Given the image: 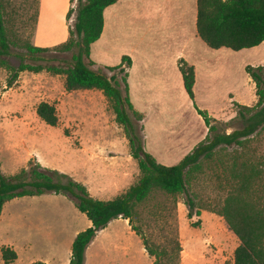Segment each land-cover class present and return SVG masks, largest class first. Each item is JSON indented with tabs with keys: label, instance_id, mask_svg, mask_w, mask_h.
<instances>
[{
	"label": "rangeland",
	"instance_id": "rangeland-1",
	"mask_svg": "<svg viewBox=\"0 0 264 264\" xmlns=\"http://www.w3.org/2000/svg\"><path fill=\"white\" fill-rule=\"evenodd\" d=\"M49 2L44 0V7ZM168 2H171L172 6ZM121 6L123 7L118 9L120 13H116L119 20L118 36L108 41L103 39L93 45L90 57L98 64L95 69L108 76H111V73L105 68L118 66L123 57L128 56L134 62L130 73L128 66L124 67L129 73L130 98L134 101L135 109L145 117L144 144L157 162L163 165L177 163V160L168 161L161 157L169 133H177L180 136L182 133L186 134L187 130L190 136L198 141L207 135V129L184 90L182 78L177 77L178 73L174 65L177 52L183 46V42L177 39V34L184 20L189 37V45L184 54L196 63L197 68L196 106L208 111L213 119L227 124V133L242 129L243 122L237 117L236 105L240 103L247 106L256 97L255 85L246 72L245 65L264 66V46L259 51L213 50L199 37L192 39L196 32V6L190 2L185 6V11L183 6V13L178 10L180 6L176 5L175 0H168L166 4L159 0L148 4L143 0H123ZM59 11L60 9L54 14L47 15L44 20L53 30L50 39L43 27L37 25L34 30L24 26L22 23L24 17L20 16L15 27L19 46L28 41L37 47L53 48L66 42L69 38V30L74 26L75 14L70 20L66 18L65 29L59 30L62 26L58 20ZM111 12L107 13L108 18L113 14ZM12 53V56L6 59L13 69H17L21 62L17 54L22 55L24 62L29 65L62 68L71 65V53L50 52L32 56L20 47L13 48ZM13 74L14 72L9 69L0 68L2 173L8 177L16 175L22 169L28 168L30 161L36 162L37 156L40 159L45 157L67 163L72 152L77 150L79 142H84L93 132L89 120L90 111L84 105L85 100L78 96L70 99L68 95L63 94V76L47 71L22 72L10 87L9 82ZM121 77L122 75H119V79ZM171 82L173 85L169 90ZM230 92L235 94L237 101V103L233 102L231 107L228 102L231 97ZM75 101L79 104L73 108L71 103ZM41 102L55 105L59 117L57 127L48 126L38 117L36 110ZM105 108L108 115L114 114L109 100L108 107ZM102 130L110 134L119 144L123 138L127 139L124 127L116 122V116L114 120L105 122ZM253 144L257 150L250 154L251 159L264 160V136H259ZM232 150L218 153L211 163L204 164L202 171L190 177L189 189L195 197V209H202L200 217L194 216L193 219H188L186 195H179L177 198V218L182 246L181 264H189L186 261L187 252H191L196 258V264H233L234 250L239 240L230 232L223 218L207 211L220 207L228 195L230 187L225 180L227 174L219 160L222 159L228 165ZM31 153L37 156L29 158ZM15 207V211L21 214L19 203L14 205ZM39 209L40 217H48L46 202L41 204ZM71 220L69 216L61 218V222H67L68 230L73 223ZM194 224L197 226L194 227ZM13 229V227L9 229L5 223L0 224V264H6L2 259L1 249L8 246L10 239L14 238L13 234L16 231ZM115 230L123 237V244L129 248L128 251L115 252L112 242L108 244L109 247L104 248L92 244L86 252L84 264H153V259L147 255L141 239L132 232L128 223H120ZM165 234H160L157 241L163 243ZM64 237L65 235L62 234V241ZM65 249L52 247L51 251L61 253L67 251ZM21 250L24 249H19ZM25 251L27 253L20 252L17 260L9 264L42 262L40 261L42 256L47 257L46 260L62 257L70 259L69 250L68 253L48 257L46 252L49 249L43 247V244ZM53 264H63V262L55 261Z\"/></svg>",
	"mask_w": 264,
	"mask_h": 264
},
{
	"label": "trees",
	"instance_id": "trees-1",
	"mask_svg": "<svg viewBox=\"0 0 264 264\" xmlns=\"http://www.w3.org/2000/svg\"><path fill=\"white\" fill-rule=\"evenodd\" d=\"M118 1L70 0L71 4L77 3V8H71L66 16L70 20L75 14L68 40L53 48H41L28 41L19 46L15 31L20 16L24 17V26L36 30L40 0H0V68L14 72L10 87L19 73L47 71L65 77L64 88L68 93L101 91L112 104L116 122L124 127L131 156L140 169L138 181L125 193L111 201H100L91 197L86 187L69 175L43 168L37 162L30 161L28 168L9 177L2 173L0 164V218L5 205L16 198L48 193L63 195L92 222V227L75 238L69 264H84L86 251L98 232L119 218L129 221L153 264H181L177 198L186 195L188 219L200 217L202 209H195V197L189 189L190 177L202 171L204 164L211 163L218 153L233 149L228 165L219 160L227 174L228 195L220 207L207 211L223 218L239 240L233 264H264V160L255 161L250 156L257 150L253 143L259 136H264V67L245 68L255 84L258 101L252 107L236 105L243 128L227 133V124L213 119L207 111L196 106L194 67L180 60L185 92L204 120L208 134L177 165L160 164L145 149L142 124L145 117L134 109L130 100L128 73L124 67L130 68L132 60L125 56L118 66L105 68L111 73L108 76L94 69L95 63L90 57L92 45L103 33L104 11ZM196 28L198 37L213 50L225 48L239 52L257 47L264 42V0H197ZM17 47L32 56L71 53V65L65 68L29 65L17 54L21 62L13 69L6 58L11 57L12 49ZM119 75H122L120 79ZM36 112L48 126H58L54 104L41 102ZM160 234H165L163 243L157 241ZM1 254L6 264L17 260V254L11 248H2Z\"/></svg>",
	"mask_w": 264,
	"mask_h": 264
},
{
	"label": "crops",
	"instance_id": "crops-1",
	"mask_svg": "<svg viewBox=\"0 0 264 264\" xmlns=\"http://www.w3.org/2000/svg\"><path fill=\"white\" fill-rule=\"evenodd\" d=\"M49 1H50L49 4L46 7H44V0H40V16L38 20V26L43 27L48 32V39H50L53 30H51L50 27H48L47 24H45L44 22V20L47 18V15L54 14L57 12L58 9H60L59 11L60 16H58V20L61 22L62 26L59 30H63L65 29L66 16L68 11L71 8H73L74 10L76 9V2L74 4H71L70 0H49ZM122 1L123 0L118 1V3L108 7L104 11L103 33L100 39L93 45L100 43L103 39L108 41L111 38L118 36L119 20L117 14L120 13L118 9L120 7H123L121 6ZM153 1L155 0H143V2L147 4ZM167 1L168 0H159V2H162L163 4H166ZM175 2L177 6H180L178 10H180V12L182 13H183V6L185 11V6H187L189 2L195 4L196 6L195 27H196L197 0H175ZM168 3L169 5L172 6L171 2ZM164 7L166 6L164 5ZM161 10H163V8ZM109 11L110 12L112 11L111 13L113 14H111L108 18L107 13ZM195 29H196L195 35L194 37H192V39L194 38V40L197 39L198 37L197 28ZM186 30L187 27L185 26V20H184L183 22H181V29L180 31H178L177 34L178 35L177 39L183 42V46L180 48L179 52H177V55L174 59V65L176 66V71L178 73L177 77L180 76L181 78H182V74L180 72V68L178 64L180 60L186 62L188 66L194 67L195 75L197 76L196 63L192 61L190 57L184 54L185 49L189 45L188 42L189 37L187 35ZM177 45L181 46V44H177ZM263 46H264V42L257 47L251 49H245V50L259 51V49H261ZM133 64L134 62L132 61V66ZM97 65L98 64L95 63L94 69L95 67H97ZM132 66L129 68L128 71L129 73ZM245 67H247V65H245ZM257 67H264V66L260 65ZM129 73H128L127 81L129 79ZM182 82H183V78H182ZM64 83H65V77L62 83L63 94L68 95L70 99L78 96L85 100L84 105L86 109L90 111L89 120L91 121L93 132L85 138L84 142L83 141L79 142L80 144L77 146V150L72 152V156L69 158L67 163L49 160L45 157L43 159H40L37 155L36 156L38 158L34 156L32 153L30 154L29 158L36 157V162L39 163L43 168L55 170L60 173L69 175L74 181L86 187L90 196L96 200H100V201L114 200L117 197L121 196L123 193H125L131 186H133L138 181L140 177V169L138 166V162L135 159H133L131 156L129 141L127 139L123 138L121 144H119L118 141L114 140V138H112L110 134H107L104 132V130H102L105 122H110L111 120L115 119L114 114L108 115L106 113L105 107H108V99L103 95V93L97 90L75 91L72 93H68L65 91ZM172 85L173 82L169 83V90L172 88ZM196 85L197 82H195L194 94H195ZM255 92H256V87H255ZM230 94L231 97H229L228 102L231 107L233 105V102L237 103V101L235 98V94L233 92H230ZM129 96H130V88H129ZM257 101L258 99L256 96L247 105V107H252L256 105ZM131 103L133 104L134 101L131 100ZM157 103L158 101L155 102V104ZM78 104L79 103L75 101L71 103V106H73L74 108V106H77ZM238 104L242 105L240 103ZM242 106H246V105H242ZM133 107L135 109L134 104ZM200 118L202 119V117ZM202 121L204 123L203 119ZM142 124L144 126V121L142 122ZM203 125L207 129L205 123ZM207 134H208V129H207ZM181 135L184 136L181 137ZM181 135L179 136L177 135V133L174 134L169 133L167 135L166 145L162 149L164 153L161 155V157L167 159L168 161L177 160L176 161L177 163L175 165H177L201 141L205 139L202 138L201 140L199 139L200 141H198L192 138V136H190V133L187 130H186V134L182 133ZM144 139H145V135H144ZM82 143H84V145ZM146 151L149 152L147 149ZM150 154L154 157L152 152H150ZM166 166H174V165L173 164L170 165L166 163ZM44 202L47 203V210H48V214L46 213L48 217L45 218L40 217L39 214L40 211L39 206ZM18 203L19 206H21L20 208L21 214H18L15 211L16 207L14 208V205ZM63 214L66 216H63ZM68 216L71 217L72 218L71 221H73V223L71 224V229L69 230L67 228V222L66 221H63L65 223L61 222L62 217L68 218ZM122 222L128 223L129 225V221L124 220L122 218L112 221L105 229L98 232V234L96 235L95 239L90 244V246L92 244H98L100 248H104L106 246L109 247L108 244L112 242L114 244L112 245V247L116 249L115 252L118 253L119 251L122 252L128 251L129 248H126L123 244V237H121L115 230V227H117ZM1 223H5L9 229L10 227H13L14 228L13 231H16L13 234L14 238L10 239L9 245L5 247L11 248L13 251L16 252L17 256L20 255V252L27 253L25 250H31L32 248L34 249L39 245L43 244V247H48L49 249V251L46 252L48 257L59 256L60 254L62 255L68 253L69 250L68 257L70 256V259H71L72 245L77 235L87 230L88 228L92 227V222L87 218L85 214L81 213L75 207L74 203L69 198L63 195H56L54 193H48L34 197L16 198L8 202L5 205L4 210L2 212V216L0 218V224ZM62 234L65 235L63 241L61 238ZM51 246L58 247L59 249L60 247L66 248L65 250L67 251H64L65 253L64 252L60 253L59 251L54 252L51 251L52 250ZM238 246H239V241L238 243L236 242L235 249ZM19 249H24V250L19 251ZM46 258L47 257L42 256V258H40V261L46 264H53L55 261H57L58 263L63 262V264L70 263L69 258L68 259H63V257L56 259L50 258L47 260Z\"/></svg>",
	"mask_w": 264,
	"mask_h": 264
},
{
	"label": "bare ground",
	"instance_id": "bare-ground-1",
	"mask_svg": "<svg viewBox=\"0 0 264 264\" xmlns=\"http://www.w3.org/2000/svg\"><path fill=\"white\" fill-rule=\"evenodd\" d=\"M193 253H194V251H193ZM187 254H188V256H187L188 259L187 260L189 261L188 262L189 264L195 263L197 261L196 258H194V256L192 255L191 252H187Z\"/></svg>",
	"mask_w": 264,
	"mask_h": 264
}]
</instances>
